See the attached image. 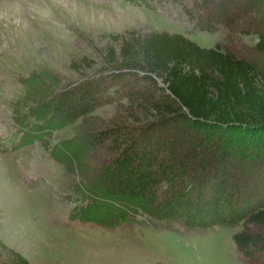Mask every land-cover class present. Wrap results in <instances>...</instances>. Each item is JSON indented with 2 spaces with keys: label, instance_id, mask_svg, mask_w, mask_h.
<instances>
[{
  "label": "trees",
  "instance_id": "obj_1",
  "mask_svg": "<svg viewBox=\"0 0 264 264\" xmlns=\"http://www.w3.org/2000/svg\"><path fill=\"white\" fill-rule=\"evenodd\" d=\"M195 4L196 12L186 10L210 31L230 24L231 4L249 15L264 12V0ZM115 40L118 46L105 52V71L95 77L62 84L35 71L21 80L24 99L33 104L16 118L22 145L82 120L80 134L57 146L54 158L87 173V155L107 146L88 185L103 200L96 208L104 216L100 224L115 225L139 211L190 229L242 224L234 234L239 251L264 264V144L247 142L264 131V70L181 33L132 31ZM256 48L264 53V30ZM114 103L126 117L85 130L96 110ZM88 208L86 220L94 210ZM0 264L30 262L0 240Z\"/></svg>",
  "mask_w": 264,
  "mask_h": 264
},
{
  "label": "rangeland",
  "instance_id": "obj_2",
  "mask_svg": "<svg viewBox=\"0 0 264 264\" xmlns=\"http://www.w3.org/2000/svg\"><path fill=\"white\" fill-rule=\"evenodd\" d=\"M19 1L20 6L0 1V240L30 264H256L234 241L242 224L190 229L141 211L115 225L100 224L104 216L96 208L103 200L89 186L107 146L90 151L88 172L82 173L54 158L57 146L80 134L82 120L18 145L16 118L33 105L24 99L23 78L35 71L53 74L62 84L95 77L106 69V50L118 46L116 36L132 31L181 33L203 47L219 44L264 70V53L256 48L264 12L249 15L231 4L230 24L210 31L186 10L196 12V0ZM126 116L117 103L105 105L87 119L85 130ZM247 142L263 145L264 131ZM86 208L94 209L90 220Z\"/></svg>",
  "mask_w": 264,
  "mask_h": 264
},
{
  "label": "bare ground",
  "instance_id": "obj_3",
  "mask_svg": "<svg viewBox=\"0 0 264 264\" xmlns=\"http://www.w3.org/2000/svg\"><path fill=\"white\" fill-rule=\"evenodd\" d=\"M1 1V0H0ZM2 1H5V2H11L12 4L13 3H18L19 4V6L20 5H22V3H21V1H19V0H17V1H15V0H2ZM2 5V4H1ZM5 5V4H4ZM16 6V5H15ZM10 7V6H9ZM23 8V7H22ZM3 9H5V8H3ZM77 10H78V8H77ZM75 11H76V9H75ZM86 15V14H85ZM92 15V14H91ZM90 15V16H91Z\"/></svg>",
  "mask_w": 264,
  "mask_h": 264
},
{
  "label": "water",
  "instance_id": "obj_4",
  "mask_svg": "<svg viewBox=\"0 0 264 264\" xmlns=\"http://www.w3.org/2000/svg\"><path fill=\"white\" fill-rule=\"evenodd\" d=\"M159 80V83L161 84V85H163L164 83H162V81H161V79H158Z\"/></svg>",
  "mask_w": 264,
  "mask_h": 264
},
{
  "label": "crops",
  "instance_id": "obj_5",
  "mask_svg": "<svg viewBox=\"0 0 264 264\" xmlns=\"http://www.w3.org/2000/svg\"><path fill=\"white\" fill-rule=\"evenodd\" d=\"M47 261V260H46ZM46 262H44L43 264H45ZM47 263H50L49 261H47Z\"/></svg>",
  "mask_w": 264,
  "mask_h": 264
}]
</instances>
